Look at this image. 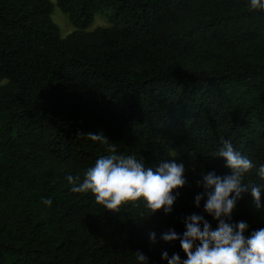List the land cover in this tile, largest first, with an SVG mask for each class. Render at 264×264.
<instances>
[{
    "label": "trees",
    "instance_id": "trees-1",
    "mask_svg": "<svg viewBox=\"0 0 264 264\" xmlns=\"http://www.w3.org/2000/svg\"><path fill=\"white\" fill-rule=\"evenodd\" d=\"M57 5L76 26L66 37L51 0H0V264H143L137 252L168 264L165 251L187 259L180 240L162 234L182 236L193 213L217 228L207 196L199 207L195 197L205 192L202 171L231 174L213 157L224 140L252 160L244 183L261 186L264 204V10L250 0ZM103 8L110 25L87 30ZM109 155L146 168L183 163L173 211L152 213L142 199L112 211L91 191H71L68 175L82 182ZM241 221L246 236L264 228L250 191L229 223Z\"/></svg>",
    "mask_w": 264,
    "mask_h": 264
},
{
    "label": "clouds",
    "instance_id": "clouds-1",
    "mask_svg": "<svg viewBox=\"0 0 264 264\" xmlns=\"http://www.w3.org/2000/svg\"><path fill=\"white\" fill-rule=\"evenodd\" d=\"M250 7L264 10V0H250ZM89 138L107 142L103 132H90ZM110 151H115V145L110 146ZM213 157L224 158L226 167L232 172L219 176L215 171H202L203 179L198 184H202L205 192L195 197V203L199 207L201 200L207 196L204 210L218 221L217 228L213 230L204 216L193 213L185 219L186 231L182 236L175 230L162 234L165 241L180 240L187 259L182 260L178 253L169 257L167 251L162 253V258L168 260V264H264V228L246 236L248 225L245 222L229 223L237 201L244 193L250 191L257 209L264 207L261 186L244 183L245 175L254 168V164L246 155L235 150L228 140L223 141ZM185 171V165L175 159L161 161L155 168H146L134 156L109 155L99 158L89 167L82 182L79 175H68L66 179L72 185V192L91 191L96 203L108 210L119 211L129 201L142 199L152 213L163 209L167 214L173 211L178 196V193L174 195V191L187 183ZM258 175L264 178V165L259 167ZM43 203L50 206L52 200L46 198ZM150 239L156 241L155 232L150 233ZM137 259L147 264L143 252H137Z\"/></svg>",
    "mask_w": 264,
    "mask_h": 264
},
{
    "label": "rangeland",
    "instance_id": "rangeland-1",
    "mask_svg": "<svg viewBox=\"0 0 264 264\" xmlns=\"http://www.w3.org/2000/svg\"><path fill=\"white\" fill-rule=\"evenodd\" d=\"M54 3L53 20L58 24L62 37H66L69 33L76 30V26L71 22L69 16L61 11L57 5V0H51ZM112 11L109 9H101L95 14L94 22L87 30H93L99 26H109Z\"/></svg>",
    "mask_w": 264,
    "mask_h": 264
}]
</instances>
